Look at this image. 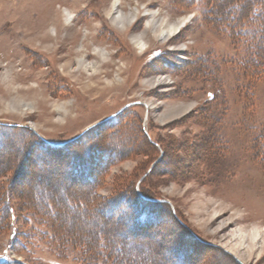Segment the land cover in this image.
I'll return each instance as SVG.
<instances>
[{
	"label": "rangeland",
	"instance_id": "rangeland-1",
	"mask_svg": "<svg viewBox=\"0 0 264 264\" xmlns=\"http://www.w3.org/2000/svg\"><path fill=\"white\" fill-rule=\"evenodd\" d=\"M113 1L0 0V260L80 264L85 246L61 232L93 240L103 219L144 204L141 238L118 224L107 235L114 251L131 245L128 260L264 264V59L248 35L236 42L216 23L215 3L119 0L140 15L121 31ZM145 13L190 19L167 43ZM141 35L144 50L131 40ZM88 188L110 208L66 211L68 192L78 202ZM58 197L61 222L49 215L59 227L38 225L37 204Z\"/></svg>",
	"mask_w": 264,
	"mask_h": 264
},
{
	"label": "trees",
	"instance_id": "trees-1",
	"mask_svg": "<svg viewBox=\"0 0 264 264\" xmlns=\"http://www.w3.org/2000/svg\"><path fill=\"white\" fill-rule=\"evenodd\" d=\"M208 2H210V4H214L212 6V17L215 16V14H217V12L219 13H223L225 16H221L220 14V18L216 19V23H218L221 27H223V29L228 32L232 37L235 38L234 41L238 42L237 40H242L246 35L249 36L250 40H253V45H254V58L255 59H264V0H250V1H245V0H207ZM218 1V2H217ZM220 1V2H219ZM225 2H227L228 4L226 5ZM217 3V5H216ZM208 4V3H207ZM227 6L225 8V5ZM224 6V8H223ZM233 9V11L230 13V16L227 17V12L229 9ZM222 10V12H221ZM234 10H236V13H234ZM241 24H249L252 25L253 27L250 28V30H244L241 28ZM244 30V31H243ZM252 60H253V56ZM250 59V57H249ZM251 60V61H252ZM114 135H116V133H114ZM69 145L66 144L64 147H68ZM59 150H63V149H59V148H55L54 150L52 149V151H59ZM47 151H51V149L47 150ZM58 154V153H57ZM63 156H66L67 154H63ZM71 156V158L69 159L70 161L72 159H75V161H77V157L78 155H74V157ZM70 161L68 163H70ZM73 163V162H72ZM83 166V164H82ZM77 167V165H76ZM105 166H103L104 168ZM78 168V167H77ZM76 168V169H77ZM78 170V169H77ZM79 171V170H78ZM78 175V172H75V175ZM90 176V174H89ZM75 178L78 179V176H74ZM82 179V178H81ZM83 180V179H82ZM85 184H92L89 180L90 178L84 179ZM79 182V181H78ZM82 182V181H81ZM75 183V182H74ZM91 190H88L85 192H82L83 194L78 195L77 200L78 202L75 201V199H71L70 197L74 196V192H68L67 198L69 199V201H74L72 203H70V205H66L65 210H69V209H76V210H81L82 211V215H94L95 213H99L102 214V210L105 209L108 205H106V207H98V199L96 198L95 195H93L92 193V188H90ZM2 194V193H1ZM33 194V193H32ZM54 200V199H53ZM51 200V198L48 199V203L46 204H37V207H40V210H38L39 212L36 213H41V215H37L35 216V220L37 221V224L40 226H44L47 223V226H51V227H59V225L57 224V222L52 223L51 222V216L49 215L50 213L52 214V218L58 222H61L60 218H59V213L56 210V206H55V201L58 203H62L63 200L61 197H58L56 200ZM120 200V198H114L113 202H112V206L115 208V206H119L118 201ZM37 201V200H36ZM38 202V201H37ZM28 205H32V202H26ZM145 203V202H144ZM143 204V201L142 203ZM110 207L108 206V209ZM143 208H145L144 204H143ZM142 207L138 206V207H134L129 211H123L122 215L123 217L120 218L119 220H114V218L112 219L111 217H107L106 219H103V224H106L107 228L102 226L100 228H98V232L95 236V238L93 240L89 239H80V236L76 233H78V230H81L80 228H75L74 232H68V233H60V239L61 242L65 243L64 236H68L70 234L71 239H70V243H74L75 245H79V246H85V250H84V254L85 257H88L89 260H82L80 264H123L121 262L120 259H122L123 261L128 262V264H143L144 263V259L141 257L139 258V260L137 261H131L128 260V257H125L126 255V250H128L129 248H131V245H129L128 242H123L121 244H119V249L118 251H114L112 250L113 248V241L109 240L107 238L108 234H112L114 233H119L118 230L115 231L114 226L117 227V224L120 225L121 227H124V231L125 232V237L126 239H130V237H134V238H138L139 234L138 232H145L147 231V226L146 224H144L141 220V214L143 212ZM33 210H35L34 208H32ZM37 209V208H36ZM64 210V208L62 209ZM64 210V211H65ZM3 211V210H2ZM1 211V212H2ZM37 211V210H36ZM138 211V213H137ZM34 213V212H33ZM121 215V216H122ZM9 217H4V214L1 213L0 214V229H2L4 226H8L5 225L6 221L5 219ZM106 220V221H104ZM136 220V221H135ZM5 221V222H4ZM76 222V220H75ZM71 224L74 225L75 223L73 222V220H71ZM4 225V226H3ZM67 234V235H64ZM64 235V236H63ZM133 235V236H132ZM142 235V234H141ZM141 235L139 236V238H141ZM76 236V237H75ZM82 240V241H80ZM80 243H82L80 245ZM148 245L144 244V245H137L134 246V251H136L138 254L141 253L143 254L144 252H146L148 250ZM120 250V251H119ZM118 256L120 257V259L118 258ZM0 264H13L10 262H7L6 260H0ZM160 264H164V262H161Z\"/></svg>",
	"mask_w": 264,
	"mask_h": 264
},
{
	"label": "bare ground",
	"instance_id": "bare-ground-1",
	"mask_svg": "<svg viewBox=\"0 0 264 264\" xmlns=\"http://www.w3.org/2000/svg\"><path fill=\"white\" fill-rule=\"evenodd\" d=\"M120 3H119V0H114L111 4L110 9L108 10L107 14H108L111 22L114 23L116 26H118L117 28L119 30L123 31L128 27L129 24H131L132 22L137 20V18L140 15L138 14L136 9L129 10V12H127V13L122 11L121 7H120ZM147 16L150 17V20L149 19H148L149 21L146 20V29H151L153 33L159 34L157 36V38H160V41H165L167 43L169 41H171L178 34V32H180L185 27L186 23L190 19L189 17H183V18L178 19L175 22H171L170 20L164 19V18L158 19L156 13H148ZM55 33H56V30L52 29V34H55ZM142 36L143 35L138 36V37H133L131 39L134 46H136L137 49H139V50H144V49H146V46H147V43ZM98 52L100 53V56L103 60L107 59V57L109 56L107 51L99 50ZM78 64L80 66H83L85 69L89 67L93 71H96V68H94L93 64H87V65L85 64V60L83 57H80L78 59ZM254 234L259 235L260 233L257 230H255Z\"/></svg>",
	"mask_w": 264,
	"mask_h": 264
},
{
	"label": "water",
	"instance_id": "water-1",
	"mask_svg": "<svg viewBox=\"0 0 264 264\" xmlns=\"http://www.w3.org/2000/svg\"><path fill=\"white\" fill-rule=\"evenodd\" d=\"M84 133V132H83ZM63 145H65V143L63 144ZM62 146V145H61Z\"/></svg>",
	"mask_w": 264,
	"mask_h": 264
}]
</instances>
